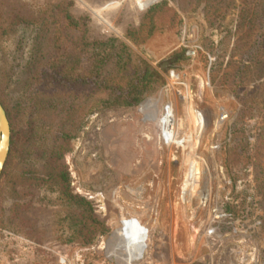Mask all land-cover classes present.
I'll use <instances>...</instances> for the list:
<instances>
[{"label":"rangeland","instance_id":"obj_1","mask_svg":"<svg viewBox=\"0 0 264 264\" xmlns=\"http://www.w3.org/2000/svg\"><path fill=\"white\" fill-rule=\"evenodd\" d=\"M25 87L0 264H264V0H0L11 111Z\"/></svg>","mask_w":264,"mask_h":264},{"label":"trees","instance_id":"obj_2","mask_svg":"<svg viewBox=\"0 0 264 264\" xmlns=\"http://www.w3.org/2000/svg\"><path fill=\"white\" fill-rule=\"evenodd\" d=\"M72 61L74 62V60H72ZM69 62H71V60ZM96 62H97V64H100L99 60L97 59V57H96ZM73 71H74V69L70 68V70L68 71V76H63V77L59 76V74L62 73L61 70L53 71L52 75H55V74L58 75V76H54L56 80L64 81L65 83H69V85H70V84H72L71 81L74 80ZM64 72L66 73L67 70H64ZM40 77H41V75L39 77L34 78V79L37 80ZM87 80H83V82L84 83L87 82L91 86H94V82H95L94 81V76L91 73L89 74ZM24 89L25 90L22 91V95L14 94L12 99L8 98V100L14 102L15 107H16L12 111L8 107L7 102H5V98H2V96H0V102L3 104V106H4V108H5L6 112H7L8 118H9V120L11 122V125H12L11 146H10V152H9L10 157H11V155L13 153V150L14 149H18V147L20 145L19 144L20 139H21L22 135L24 134L23 133L24 123L26 121H28L27 125L31 126V124H32L35 127V123L34 122L36 121V118L34 116V111H33L32 108L34 107L33 104L36 102V96L32 95L30 92H29L30 93L29 94L27 92V91H29V89L27 87H25ZM25 94L28 95V97H26V98H27V100H29L31 102V105H29V104H27V103L22 101L23 100L22 96L25 97L26 96ZM141 94H142V92H138L137 94H134L132 96V92L128 91V92L122 93V95H120V96H115L113 98L109 97L108 99L103 100L101 102V104H100V107L97 108L96 110H97V112H99V111L102 112L105 109H111V108H114V107H120V106H125L126 107V106L135 105V104L140 102ZM92 107L93 106H90L89 110H91ZM27 116H28V119H27ZM16 127H20L18 129L19 131L15 130ZM53 128L54 127L51 126V125L48 127V129L51 132H52ZM6 165H7V162H6ZM58 177L60 178L61 182H63V183L68 181V174H66L64 171H62ZM81 200L84 201L86 203L87 207H88L89 217H90V220H92V222H91V228H92L93 225H96V223H100V222L97 220V218H95L92 215L91 209H90V202L88 200H86V199H81ZM97 232H95L97 234H95L94 238L96 236H98L99 234H102V230L101 231L99 230ZM88 234L91 236L89 239L92 240V238H93L92 235H94V230H89Z\"/></svg>","mask_w":264,"mask_h":264},{"label":"water","instance_id":"obj_3","mask_svg":"<svg viewBox=\"0 0 264 264\" xmlns=\"http://www.w3.org/2000/svg\"><path fill=\"white\" fill-rule=\"evenodd\" d=\"M11 146V127L7 112L0 103V177L5 167Z\"/></svg>","mask_w":264,"mask_h":264},{"label":"bare ground","instance_id":"obj_4","mask_svg":"<svg viewBox=\"0 0 264 264\" xmlns=\"http://www.w3.org/2000/svg\"><path fill=\"white\" fill-rule=\"evenodd\" d=\"M139 2H140V4L142 5V6H144V5H147V4H149V3H151V2H153V1H155V0H138ZM150 109H152V107H153V109H154V111H152V113L154 112V114L152 115V120H156V116L158 115V109L156 108V106H154V105H152V106H148ZM152 109V110H153ZM173 114H172V112H171V110H170V107L168 106L167 108H166V112H165V114L162 116V119H161V125L163 126V128H164V137H165V139H167V143H172V142H174V140H175V138L173 139V137H174V132H173V128H169V129H167L166 127L167 126H171L172 124H174V121H173V116H172ZM148 117V116H147ZM173 139V140H172ZM193 164V163H192ZM191 164V165H192ZM190 165V166H191ZM193 166L191 167V171H189L190 172V175L191 176H193L192 174H194V171H193ZM188 172V173H189ZM188 176H189V174H188ZM191 176L190 177H188V180L191 178ZM190 180H192V179H190ZM190 182V181H189ZM188 182V183H189ZM191 183V182H190ZM186 184H187V181H186ZM186 191V190H185Z\"/></svg>","mask_w":264,"mask_h":264},{"label":"built area","instance_id":"obj_5","mask_svg":"<svg viewBox=\"0 0 264 264\" xmlns=\"http://www.w3.org/2000/svg\"><path fill=\"white\" fill-rule=\"evenodd\" d=\"M170 127L172 128V125H171V126H167L166 128L169 129ZM171 128H170V129H171ZM171 130H172V129H171ZM164 138H165V137H164ZM166 140H167V139H166Z\"/></svg>","mask_w":264,"mask_h":264}]
</instances>
